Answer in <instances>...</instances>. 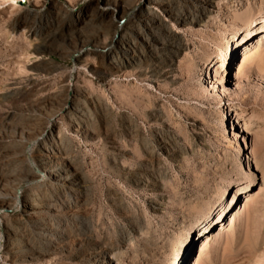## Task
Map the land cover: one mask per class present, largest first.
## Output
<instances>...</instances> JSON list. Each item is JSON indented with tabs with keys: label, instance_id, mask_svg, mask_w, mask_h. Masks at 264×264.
Instances as JSON below:
<instances>
[{
	"label": "rangeland",
	"instance_id": "rangeland-1",
	"mask_svg": "<svg viewBox=\"0 0 264 264\" xmlns=\"http://www.w3.org/2000/svg\"><path fill=\"white\" fill-rule=\"evenodd\" d=\"M95 1L0 0V264H169L178 248L186 262L194 217L241 163L251 198L242 208L238 193L220 220L205 221L201 264H264V63L250 62L243 78L233 53L225 69L213 67L228 40L238 47L234 28L264 15V0H212L207 14L188 0H107L98 22L64 24ZM147 5L164 28L140 23L132 10ZM115 7L132 21L126 33L144 37L135 63L122 67L99 50L76 53L110 44ZM28 10L39 36L20 23L12 30ZM150 33L160 47H148ZM50 119L60 132L44 147ZM46 155L50 173L73 175L74 189L27 174ZM31 202L42 207L34 218Z\"/></svg>",
	"mask_w": 264,
	"mask_h": 264
},
{
	"label": "bare ground",
	"instance_id": "bare-ground-1",
	"mask_svg": "<svg viewBox=\"0 0 264 264\" xmlns=\"http://www.w3.org/2000/svg\"><path fill=\"white\" fill-rule=\"evenodd\" d=\"M145 1L149 4L151 3L152 0H145ZM188 1L191 3L189 4L191 8L198 6V8L203 14H207L211 10L212 0H209L205 3H199V4L197 3V5L192 4V3L194 2L196 3V1L198 0H188ZM52 6H54V9L50 11H55L56 15L61 16L62 19L63 18L65 19V17L67 16L65 9L62 6L56 5V3H54ZM108 6L109 4L107 0H96L92 7L90 8L88 7V9L85 8L84 10L79 11L75 15H71V18H70L71 21L69 22L70 23L69 25L67 24V20H64V24L70 27L73 26L74 29L72 30L77 31L80 28H83V26L86 24H93L103 19L106 16L105 10L108 8ZM149 8H150L149 5H147L146 7L140 6L138 7V9L134 7L132 11L133 13L137 11L135 15L138 16V20L140 21V23L144 24L145 27L147 28L151 27L152 25L153 27H157V28L163 26L164 22L159 17L161 16V14L160 15L156 14L155 11L149 10ZM163 10L169 13L171 8H169L168 6H165ZM33 15L34 14L32 10H28L26 11V14L23 16L22 19L17 17L13 23L12 30H15L16 25L20 23L24 28H27L29 32H31L35 36H39L42 32V28L37 25L36 21L33 18L34 17ZM128 16L129 15L126 14L122 8L115 7L112 13H110L108 16L109 17L108 20L111 22V24H114V29H115L114 34L111 36L110 44L106 47H99L95 43L94 44L90 43V44L82 46L81 49L77 51L76 53L88 51L90 50V48H92L93 50L101 51L100 53H102L103 56L110 57L111 58L110 63L114 65L116 64L115 66L117 67L134 64L135 60H137V56H136V53L138 51L137 49L139 48V44L142 43L141 39L142 38L144 39V37L136 35L135 37L132 38L131 37L132 35H130L131 33L130 34L126 33V30H128L129 25L132 22L131 19H127ZM173 16L174 15L172 14V17ZM190 16L193 17L194 15L190 14ZM254 22H256L255 24H257L256 25L257 27H253ZM255 28L260 29V32L264 30V15L255 20H247L243 24V26L234 28L232 33L234 35V40L238 43V47H236V49L233 50V46L230 44L231 43L230 40H228L226 46L223 45L220 50L215 51L213 53V56H216L217 58H219V60L215 61L216 64L213 65L215 70H218L221 67L224 68V66L227 63L228 56H230L231 53H233L234 55L233 57V60L235 63L234 72L238 78L244 77V72H245L246 67H248V64L250 62L252 63L253 60L260 58L261 59L260 61L264 63V34L263 33H262L263 35L258 34V30L255 31ZM148 37H150V42L148 45L150 49H153L154 47L156 48L160 47L159 40L156 37L155 33H150ZM206 62H208V57L206 58ZM70 100H71V92L69 90L63 100L64 102L61 105L60 110L63 111L67 109L68 105L70 104ZM77 105L75 104L74 108H72L71 110L78 109ZM51 122H52V119H50L48 124L45 127H43L41 134H40L41 135L40 139H42V144L44 147L49 146L53 142V140L56 139L58 133L60 132L59 130L57 132H54L53 130H51L50 128ZM8 153L5 152L4 154L5 161H6L5 163L16 160V156H17L16 151H13L10 154ZM42 161L43 162L40 165H38L39 171L36 170L32 164L28 165L27 169L24 168L25 170H28L27 174H30L32 179H39L43 177V175L47 176L49 173L50 177L53 176L52 177L53 180L52 181L50 180L51 181L50 186L54 187V189L60 186L61 188L62 186L63 188L64 186H67L71 189H74L75 179L73 178V175L67 174L66 176L61 178L60 177L61 171L57 172L56 176L52 175V173H50V171L47 169L48 168L47 165L51 162L49 160V156L46 155V157ZM18 172L23 173V171H18ZM248 179H249V171H247L245 169V166H243V163H241L239 165V168L236 174L231 179L230 184L222 185V187L217 191L214 198L208 201L200 209L197 215L194 217L192 224L190 225V233L187 235L186 240L184 239L185 244L184 245L182 244L183 246L182 250H185L184 249L185 247H187V249H190L191 254L188 260L186 262L185 261L182 262V259L180 257L181 251H180V248H178V250L176 251H178L179 254L178 253L174 254V257L172 258L169 264H201L203 255L205 254V250L207 247L208 235L206 231H207L208 226L211 224V223L207 224L205 223V221L213 217L216 218L215 219L216 221L220 220L221 216L226 211V209L229 208L230 203L233 202V200L235 199L238 193H241V194L244 193L241 197L242 198L241 201L243 202L242 208H244L245 205L248 204L249 199L251 198L248 190L246 189L247 183L249 182ZM234 188H236L235 193L232 196L231 201L228 202ZM24 201L26 202L27 199H24ZM10 202H11V198L5 197L4 204L9 205ZM27 210L30 215V218H34L37 214H39L42 211V207L37 204L33 205L31 202L28 204Z\"/></svg>",
	"mask_w": 264,
	"mask_h": 264
}]
</instances>
